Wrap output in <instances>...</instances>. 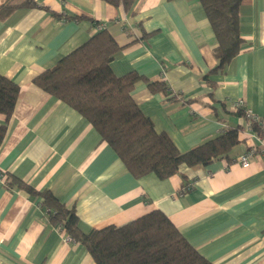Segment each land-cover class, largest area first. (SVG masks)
Listing matches in <instances>:
<instances>
[{
  "label": "crops",
  "instance_id": "0c3cea01",
  "mask_svg": "<svg viewBox=\"0 0 264 264\" xmlns=\"http://www.w3.org/2000/svg\"><path fill=\"white\" fill-rule=\"evenodd\" d=\"M24 1L0 0V74L20 87L0 147V264H96L83 245L65 242L41 199L17 180L74 206L84 232L158 209L213 264H264V155L237 162L248 149L264 148V138L253 137L231 108L244 100L264 125V0L242 1L243 46L210 76L213 86L203 76L217 63L216 39L198 0H134L131 12L104 0H35L61 17L19 6ZM94 20L122 46L111 63L116 75L165 80L177 97L137 83L132 96L156 130L185 152L243 126L247 139L232 161L137 178L85 117L33 82L101 29ZM185 184L191 189L182 194Z\"/></svg>",
  "mask_w": 264,
  "mask_h": 264
},
{
  "label": "trees",
  "instance_id": "16d2710c",
  "mask_svg": "<svg viewBox=\"0 0 264 264\" xmlns=\"http://www.w3.org/2000/svg\"><path fill=\"white\" fill-rule=\"evenodd\" d=\"M104 1L122 5L128 12L134 5V0ZM242 1L198 0L216 39L213 55L217 63L203 76L211 86L215 82L210 76L224 70L243 46L239 14ZM19 6L40 7L54 16H62L35 0H25ZM14 7L4 6L3 10L8 12ZM93 22L101 29L54 66L37 75L33 82L85 117L102 141L113 148L128 171L137 178L154 173L165 179L178 174L184 165L195 169L215 160L232 161L234 148L247 139L243 134L244 127H229L181 152L167 133L156 130L152 119L132 96L137 83L143 81L152 92L176 100L170 86L165 80H149L134 71L116 75L111 63L122 46L103 28V24ZM19 92L18 84L0 74V114L6 117V122L0 124V147ZM222 108L226 109L225 102H222ZM235 113L245 118L252 133L264 138L263 123L251 120L244 108ZM255 151L264 155V148L257 146ZM17 183L28 194L41 199L40 207L48 220L83 245L96 264H213L190 244L161 210L150 211L121 226L107 225L84 232L74 206H67L49 189L38 191L21 180ZM189 186L185 184L181 193L188 192Z\"/></svg>",
  "mask_w": 264,
  "mask_h": 264
},
{
  "label": "built area",
  "instance_id": "2783aa9c",
  "mask_svg": "<svg viewBox=\"0 0 264 264\" xmlns=\"http://www.w3.org/2000/svg\"><path fill=\"white\" fill-rule=\"evenodd\" d=\"M231 108H232L233 110H236V111H237L239 108H244V109H246L247 116H248L251 120H254V121H257V122H259V123H262V121H261L256 115L252 114V112L250 111V109H248V108L246 107L244 100H238V101H236V102H232V103H231ZM245 128H246V130H247L248 132H251V133H252L251 128H250V126H248V124H247V126H246ZM252 136L254 137V136H256V135H255L254 133H252ZM256 137H257V136H256ZM259 140H260V139H259ZM255 154H256L255 147L250 148V149H248L247 151H245V153H243L242 155H240V156L237 158V162H239L242 166H245V165L249 164V162L252 160V158L255 156ZM190 188H191V186L188 187V189H190ZM65 242H68V243H74V244L77 243V241H76L73 237H71V236H69V235H67V234L65 235Z\"/></svg>",
  "mask_w": 264,
  "mask_h": 264
}]
</instances>
